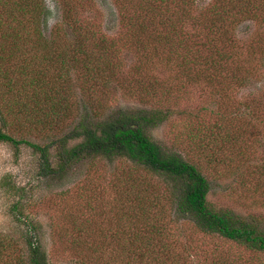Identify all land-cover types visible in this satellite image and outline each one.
<instances>
[{
    "label": "rangeland",
    "instance_id": "obj_1",
    "mask_svg": "<svg viewBox=\"0 0 264 264\" xmlns=\"http://www.w3.org/2000/svg\"><path fill=\"white\" fill-rule=\"evenodd\" d=\"M215 2L188 0L184 6L182 30L203 45L196 47L201 55L209 51L214 58L210 65L186 68L165 45L148 44L146 53L140 52L130 37L134 22L119 19L139 15L135 0H7L8 7L23 6L15 20L0 19V74L6 70L20 77L6 95L24 111L18 114L13 106L7 115L0 100L1 132L43 147L78 124L80 103L104 106V116L118 110L159 111L164 118L147 135L204 176L208 207L264 223V14L252 8H261L264 0H252L225 21L209 12ZM72 19L79 27L77 38ZM79 37L80 47L91 48L109 78L101 92L85 91L78 62L84 58L72 51ZM221 65L224 70H218ZM45 82L52 87H47L49 99L42 95ZM36 107L54 111L56 128H32L27 134L32 118L24 114ZM49 155L53 165V149ZM38 156L24 143L14 148L0 142V264H28L26 233H33L47 264H134L131 203L140 193L153 203L151 222L156 213L163 216L158 220L168 233L163 243H169L178 264H264L263 252L170 220L164 178L123 159L98 157L76 163L63 178H42Z\"/></svg>",
    "mask_w": 264,
    "mask_h": 264
},
{
    "label": "trees",
    "instance_id": "obj_2",
    "mask_svg": "<svg viewBox=\"0 0 264 264\" xmlns=\"http://www.w3.org/2000/svg\"><path fill=\"white\" fill-rule=\"evenodd\" d=\"M217 1L214 3V7L208 10L211 15L216 14L212 17L219 21H225V18L231 14L243 12L244 7H249L252 4V0ZM6 2L7 0H0V19L12 18L14 13H19L23 6L17 3L13 7H8ZM187 2L188 0H135V9L139 15L134 18L120 15L119 19L122 22L124 20L134 22L135 30L132 31L133 34L130 37L132 40L135 38L138 41L140 52L146 53L145 49L148 50V44L155 43L162 49L165 45L167 54L177 60L178 65L186 68L203 64L210 65L211 60L214 59L213 53L208 51L201 55L196 47L203 45L195 41L190 34H185L181 28L187 20L184 8ZM171 3H174L172 9ZM252 8H255L254 12H257L256 9H261L259 13L264 14V4L261 8L259 5H254ZM259 13L258 15H260ZM31 19L36 20V16ZM70 27L72 31H75L77 38L79 27L74 19L70 22ZM81 38L79 37L77 42H74L75 47L72 51L73 54L83 55L84 58L82 62L81 60L78 62L80 63L79 68L83 69L84 73L81 76L86 79L85 91L101 92L105 89L102 86L109 78L103 74L96 63L97 60L91 54V48L80 47ZM144 39L146 40L142 42ZM16 49L21 50L20 47H16ZM96 53L97 51H95ZM19 54L21 55L22 52ZM219 59H222L221 54ZM40 60L50 63V60L44 59V57ZM78 62L73 59V63L78 65ZM218 70H224L223 66L221 65ZM18 74L23 73L18 70ZM19 78H12L6 70L0 74V100L5 105L7 115L13 106L17 107L18 114L24 111L22 103L17 104L14 100L12 102L6 95L8 92L10 95L12 94ZM45 84L48 86H44L46 92L42 95L49 99L51 97L49 90L52 87H49L51 85L47 82ZM47 87L50 89L48 90ZM80 106H82V111L78 124L43 147L25 139L15 140L1 130L0 142L8 143L14 148L20 143H24L38 153L39 176L42 178H63L73 168V165L84 159L93 160L98 157L107 162L123 159L131 167L142 169L149 174L165 179L170 193V220H174L175 223L183 220L191 223L199 232L215 235L241 247L264 253V223L256 220L247 222L234 216L231 212L210 209L206 201L209 187L204 176L193 164L188 163L176 153L163 150L147 135L148 129L156 127L163 120L164 115L161 112L118 110L104 116L105 107L102 105L80 103ZM53 113L54 111H44L41 107L29 108L24 114L32 118L30 127L25 130L27 134L38 128L45 131L56 128ZM65 114L64 112V116ZM75 139L80 141L69 147L67 142ZM50 149L54 150L53 165L49 155ZM140 194L136 195L134 203H131V208L134 209L132 214L135 216V221L132 223H135L136 226V230L132 234L136 244L134 264H178V261L172 259L174 257L168 251L171 248L169 243H163V240L167 241L168 234L167 229L165 230L161 225L163 221L158 222L163 216L156 213L155 223L151 222L149 211L152 209L153 203L148 201V198L141 197ZM25 236L28 264H47L44 251L37 245L33 233H26ZM218 264L230 263L224 261Z\"/></svg>",
    "mask_w": 264,
    "mask_h": 264
}]
</instances>
